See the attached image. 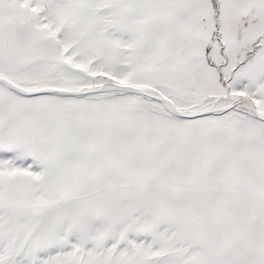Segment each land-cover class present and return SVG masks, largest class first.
I'll return each instance as SVG.
<instances>
[{
  "label": "snow or ice",
  "instance_id": "obj_1",
  "mask_svg": "<svg viewBox=\"0 0 264 264\" xmlns=\"http://www.w3.org/2000/svg\"><path fill=\"white\" fill-rule=\"evenodd\" d=\"M0 264H264V0H0Z\"/></svg>",
  "mask_w": 264,
  "mask_h": 264
}]
</instances>
